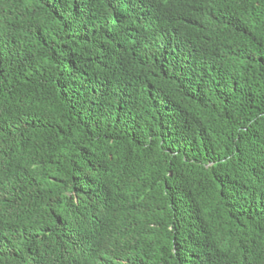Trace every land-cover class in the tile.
Here are the masks:
<instances>
[{
    "label": "trees",
    "instance_id": "obj_1",
    "mask_svg": "<svg viewBox=\"0 0 264 264\" xmlns=\"http://www.w3.org/2000/svg\"><path fill=\"white\" fill-rule=\"evenodd\" d=\"M0 264H264V0H0Z\"/></svg>",
    "mask_w": 264,
    "mask_h": 264
}]
</instances>
